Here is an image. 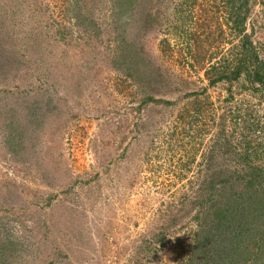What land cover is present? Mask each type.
<instances>
[{"label":"rangeland","instance_id":"obj_1","mask_svg":"<svg viewBox=\"0 0 264 264\" xmlns=\"http://www.w3.org/2000/svg\"><path fill=\"white\" fill-rule=\"evenodd\" d=\"M117 1L0 0V264H199L264 205V0L239 35L226 0Z\"/></svg>","mask_w":264,"mask_h":264},{"label":"trees","instance_id":"obj_2","mask_svg":"<svg viewBox=\"0 0 264 264\" xmlns=\"http://www.w3.org/2000/svg\"><path fill=\"white\" fill-rule=\"evenodd\" d=\"M119 1L120 0H118L117 3ZM249 1L250 0H226L227 7H228V20H230V22L235 25V27H232L230 29H233V31L235 30L236 34L238 35L239 33L244 32L243 25L246 20L247 13L249 12V9H248ZM120 13H121V10L119 8L118 16L120 15ZM114 26L117 31L116 36H119L120 34L118 32L121 27V21L114 23ZM196 37L197 39H199L200 34H197ZM242 38H243L242 47L247 48L252 51V45H251V42L248 41V38L246 36H243ZM116 40H118V38ZM117 44L119 45L118 47H122L123 45L127 46L126 41L123 42L122 44H120V42H117ZM119 54H120V58H123L124 50L120 52ZM215 54L213 52L210 53V55L212 56H214ZM236 57L233 56V59H234V60L232 59L233 64H231L232 62H228L227 64L220 66L221 70L217 71V77L211 83L219 82L222 80L237 81L239 77L241 76L242 72H244V74L248 73L245 67L246 60L241 59V58H236ZM250 58L256 59V54L251 52ZM243 63H244V66H243ZM261 66L264 69V64L262 62H261ZM212 68L215 71L217 70V67L214 65L212 66ZM253 77H254V80L258 82L260 87L264 89V74L256 70ZM194 108H195L194 110L196 111L198 117H201L202 119L203 107L199 106V107H194ZM193 122H196V121L194 120L188 121V125H189L188 130L184 128L186 130L185 131L183 129L184 130L183 133L185 137L188 136L189 138V128L191 129V125ZM255 129H253V131H255ZM248 148H249V145L247 146V149ZM250 154L251 153L249 152L248 155H245L246 156L245 159L250 157ZM239 199H243V194L239 193L237 195L236 200H239ZM237 206L238 207H236V209L234 208L233 205L229 206L233 210L235 209V212L232 214L228 223L225 222L221 225V236L223 237V240L216 241L215 242L216 245L209 250V252H211L210 254L211 257H208V258L205 257V260H204L203 258L195 256L193 257L194 258L193 260H196L199 264H202L204 262L208 264L210 263L213 264V261H215L217 264H226L225 260H234V255H236V252L238 253L239 247H243V250H246L249 247L252 249V251L254 250L256 251L255 253L251 255L252 260L255 259L254 261H256L257 263L263 264L261 261H264V231L262 230L263 232L262 231L258 232L256 229L253 228L257 222H258L257 224H259V222L261 221L264 222L263 202L259 203V207L256 208V214L255 213L253 214V215H256L255 224L245 223L243 227L239 226L240 225L239 222H240V219L244 218V210H245L244 208L245 207H240L239 204ZM262 227H264V224H262ZM244 262L246 261H242V264Z\"/></svg>","mask_w":264,"mask_h":264}]
</instances>
